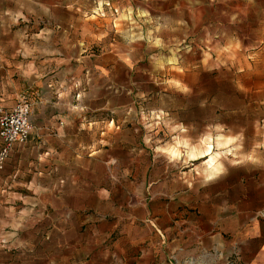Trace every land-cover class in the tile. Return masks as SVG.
Masks as SVG:
<instances>
[{
    "label": "rangeland",
    "instance_id": "obj_1",
    "mask_svg": "<svg viewBox=\"0 0 264 264\" xmlns=\"http://www.w3.org/2000/svg\"><path fill=\"white\" fill-rule=\"evenodd\" d=\"M34 1L39 8L32 0H0V74L12 67L17 83V69L34 61L62 94L77 80L86 95L83 116L95 130L81 155L99 148L91 162L102 172L68 176L70 189L74 180L84 181L82 192H69L67 200L86 196L95 207L72 208L67 231L50 233L58 216L51 213L52 195L28 183L42 166L41 149L24 145L26 184L4 182L0 170V235L6 237L0 249L7 250L0 264H149L138 249L147 246L152 264H160L165 240L149 239L145 207L154 201L139 185L150 162L156 173L161 169L155 152L177 162L188 179L221 171L233 181L236 204L242 190L256 195L264 180V0ZM112 115L117 122L108 126ZM93 189L109 194L99 198ZM243 218L226 243L241 245ZM216 254V264L223 263L219 249ZM226 264L244 263L234 256Z\"/></svg>",
    "mask_w": 264,
    "mask_h": 264
},
{
    "label": "crops",
    "instance_id": "obj_2",
    "mask_svg": "<svg viewBox=\"0 0 264 264\" xmlns=\"http://www.w3.org/2000/svg\"><path fill=\"white\" fill-rule=\"evenodd\" d=\"M32 1L36 2L34 6L39 8V2ZM0 8L2 11L1 2ZM38 69L40 66L34 61L29 66H20L17 69V83H14L12 67H7L4 75L0 74V105L10 107L20 92L26 94L31 124L27 138L21 143L12 144L0 170L4 182L12 180L16 186H24L26 180L23 177L19 152L24 145L30 143L41 149L38 163L42 166L39 165L38 170L32 172L28 183L33 182L40 190L50 191L52 206H55L51 213L53 216L58 215L51 223L50 233L59 235L67 231L74 208L95 207L86 196H76L73 201L67 200L69 192H82L79 184L84 181L74 180L73 185L76 186L70 189L68 176H77L75 171H84L87 175L90 173L98 178L102 169L97 172L94 162H91L99 148L91 150L88 155H81L82 148L90 146V134H94L95 130L90 129L89 121L83 116L87 112V102L85 93L77 90L75 81H78L70 80V86L73 85L74 88L62 94L52 75L41 77ZM28 88L32 89L31 92H27ZM103 101L106 102L105 98ZM110 106L114 109L119 104ZM96 121L93 120L92 123L95 129L98 126ZM106 121L109 126L110 123L117 122V119L112 115ZM113 132V138L116 137L119 142L118 133L115 136V131ZM159 154L164 161L159 173H156L155 164L150 162V168L144 169L145 180L139 182V185L144 186L148 200L154 201L145 207L144 223L149 239L157 235L160 242L165 240L166 248H162L163 258L160 259V264H177L180 261L188 264L187 261L190 260V264H216L217 249L219 254L224 256V262H220L221 264H226L227 257L234 256L242 257L244 264H264V180L261 179L260 183L255 185V196L250 194L248 189L242 190L236 204L233 181L221 177V171L210 177L188 179L185 177V170H181L177 162L163 153H153L152 160ZM62 168H68L69 173L62 172ZM45 179L47 187H43L41 182ZM134 189L133 193L136 194V186ZM90 192L99 198H105L109 194L105 189H93ZM242 215L243 221L248 220V223L240 239L241 245L235 246L232 241L226 243L227 239L231 240L229 234L242 223ZM130 238L137 239L135 235ZM250 240L258 241L257 246L247 247L245 243ZM5 242V235H0V246ZM138 249L139 256L147 255L145 261L152 264V247ZM0 252L6 254L7 250L2 247ZM6 258L5 255L4 259Z\"/></svg>",
    "mask_w": 264,
    "mask_h": 264
},
{
    "label": "built area",
    "instance_id": "obj_3",
    "mask_svg": "<svg viewBox=\"0 0 264 264\" xmlns=\"http://www.w3.org/2000/svg\"><path fill=\"white\" fill-rule=\"evenodd\" d=\"M29 103L26 94L20 93L13 105H0V168L13 143H21L30 131Z\"/></svg>",
    "mask_w": 264,
    "mask_h": 264
},
{
    "label": "bare ground",
    "instance_id": "obj_4",
    "mask_svg": "<svg viewBox=\"0 0 264 264\" xmlns=\"http://www.w3.org/2000/svg\"><path fill=\"white\" fill-rule=\"evenodd\" d=\"M191 155H193V154H191ZM210 165H211V163H210Z\"/></svg>",
    "mask_w": 264,
    "mask_h": 264
}]
</instances>
